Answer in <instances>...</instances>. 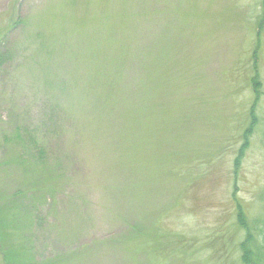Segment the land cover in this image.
I'll list each match as a JSON object with an SVG mask.
<instances>
[{"label": "rangeland", "instance_id": "1", "mask_svg": "<svg viewBox=\"0 0 264 264\" xmlns=\"http://www.w3.org/2000/svg\"><path fill=\"white\" fill-rule=\"evenodd\" d=\"M246 244L264 264V0H0V264Z\"/></svg>", "mask_w": 264, "mask_h": 264}, {"label": "trees", "instance_id": "2", "mask_svg": "<svg viewBox=\"0 0 264 264\" xmlns=\"http://www.w3.org/2000/svg\"><path fill=\"white\" fill-rule=\"evenodd\" d=\"M256 75H257V74H256ZM254 82H256V81H254ZM258 85H259V83L256 82V83H255V89H253L254 94H255V99H254L255 101H254V103H253V105H252L251 112H250V114H251V116H252V120H254V114H253V113H254L255 103H256V101L258 100L259 96H260V91H259V89H257ZM250 126H251L250 131L247 130V131L245 132V145L248 143V137H249V135L247 136V133H249V132L251 133L252 128H253L252 121H251ZM246 136H247V137H246ZM245 145H243V147H244ZM239 213H240V212H239ZM247 246H248V245L246 244V245H244V248H242V251H243V254L241 255L242 262H243V264H253V259L251 260L250 257H249V254L251 253V250H250L249 247L247 248Z\"/></svg>", "mask_w": 264, "mask_h": 264}]
</instances>
